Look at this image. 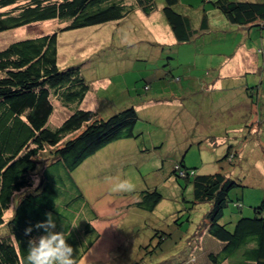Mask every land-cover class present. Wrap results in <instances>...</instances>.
<instances>
[{"label":"trees","instance_id":"1","mask_svg":"<svg viewBox=\"0 0 264 264\" xmlns=\"http://www.w3.org/2000/svg\"><path fill=\"white\" fill-rule=\"evenodd\" d=\"M179 2L0 0V32L53 20L63 26L60 28L59 25V29L52 34L18 40L0 50V264H22L28 254L29 240L46 234L43 229H36L35 225L46 222V213L49 212L56 224L54 231L65 233L67 243L74 249V257L81 261L99 233L92 225L97 220V214L82 189L85 184L80 175L89 177L90 173L101 169L103 173L97 177L100 183L107 182L106 177L120 176L118 172L121 171L117 167L119 162L108 156L107 149L116 141L137 137L135 126L140 117L133 103L107 117L82 107L92 90V81L83 74L84 70L88 72L86 68L61 67L58 58L59 33L110 22H129L140 30L139 40L145 48L152 44L158 50L159 46L164 45L155 35V26L163 27V37L174 40L172 45L174 42L177 45L193 43L198 36L212 30L209 15L203 9L200 18L192 19L188 9L184 12L178 7ZM213 5L233 26L246 29L254 27L264 32V0H215ZM10 7L11 10H6ZM138 11L142 14H138ZM198 22L199 26L195 27L194 24ZM144 30L147 31L146 38L141 36ZM169 76L174 80L179 79H175L173 72H169ZM144 89L152 90L150 84H145ZM176 90L173 88L165 93L176 96L179 94ZM165 97V100L170 98ZM55 100L71 113L61 126L52 127L50 120L55 111ZM190 100L181 97L179 108L175 112L168 111L172 120V115L181 116L182 111L184 116L191 111L196 114L198 107ZM199 100L195 99V103ZM248 101L255 107L252 101ZM206 106L215 107V104L209 101ZM195 118L200 126L203 120L197 116ZM177 122L182 127L190 126L186 121ZM208 131L218 135L223 133L221 128L211 126L205 130L203 126V133ZM199 139L183 136L177 141L181 143L180 154L186 151L181 157L180 154L170 153L173 165L164 169L162 176L163 180L175 177L176 185L173 186L178 188V194L183 199L182 210H177L175 217L172 216V229L181 232L179 229L184 221L194 223L193 215L203 205L206 206L204 214L199 217L200 222L194 225L190 237L184 239L185 247L176 242L170 227L160 226L159 221L154 223L151 230L160 244L153 253L148 248L142 259L149 256L151 261L158 260L156 264H195L189 255L195 248L189 254L184 249L202 240V246L198 249L203 248L204 252L209 253L210 264H264V193L260 204L252 207L254 215L243 216L244 213L252 215L242 202L246 198L245 192L237 195L240 197L237 200H233L230 194L249 186L221 171L200 174L195 168L197 165L186 164L188 151L196 149L202 154ZM166 141L163 140L155 148L162 150L167 145ZM213 145L217 146L218 143ZM238 156L230 151L226 154L227 158L233 160ZM248 156L245 153L244 157ZM87 166L90 173H82ZM77 172L80 182L76 177ZM181 180H185L186 184ZM171 185L164 188L172 189ZM158 188L157 185L143 191L134 188L131 192H140V199L135 202V206L143 211L155 212L164 199ZM184 190H191L190 195L185 196ZM231 203L234 209L240 211V216L224 221L225 212L231 208ZM29 227L33 231L25 235ZM204 232L206 236L202 237ZM155 238L151 239V243Z\"/></svg>","mask_w":264,"mask_h":264},{"label":"rangeland","instance_id":"2","mask_svg":"<svg viewBox=\"0 0 264 264\" xmlns=\"http://www.w3.org/2000/svg\"><path fill=\"white\" fill-rule=\"evenodd\" d=\"M213 1L215 0H180L178 7L184 12L188 9L192 19L200 18L204 9L212 25V30L198 36L196 41L189 44L177 45L174 42L172 45L171 42L174 40L170 41L168 37H163V27L155 26L153 30L157 38H160L164 45H171H161L158 50L152 44L145 48L139 40L140 30H137L138 27L134 23L130 25L129 22L125 24L110 22L59 33L58 58L61 67L81 66L98 75L93 80L89 79L93 82L92 90L84 101L82 106L84 109L97 111L100 116L107 117L131 106L132 103L137 106L144 101L148 102L155 94H159L162 99L166 96L165 92L172 91L173 88L179 93L176 94L178 101L160 102L162 106H168L161 109L163 111L161 115L155 103L137 110L140 117L135 126L137 137L132 140L116 141L112 144L114 150L106 151L113 161L117 160L124 168L123 172L121 170L118 172L121 173L119 177L130 180L136 190L143 191L155 185L159 187L158 190L164 199L155 212L143 211L135 206V202L140 199V192L115 193L111 191L110 183H100L97 177L103 173L101 169L90 173L87 166L82 173L89 172L90 176L80 175L85 184L82 189L97 214V220L95 219L92 225L99 233V237L89 247L79 264L136 262L156 264L158 260L151 261L149 256H145L144 259L142 257L148 248L153 253V250L159 247L160 243L156 242L157 239L151 230L153 224L158 221L160 226L170 227L176 236V242L182 243L181 245L185 247L184 239L193 233L194 225L200 222L199 217L204 214L206 206L203 205L200 210L195 211L194 223L184 221L179 229L181 232H176L177 229L170 226L172 216L175 217L177 210H182L183 204L178 188L173 186L176 185L175 177L163 180L162 176L164 169H169L173 165L170 153L178 155L181 152L176 145L184 136L183 127L177 121L191 122L196 116L203 120L199 134L202 154L196 149L188 151L185 157L186 164L197 165L195 168H198L196 170L200 174L221 171L244 182L249 187L236 189L230 196L237 200L240 197L236 196H240L244 191L246 198L242 202L246 211L250 210L252 213L254 211L252 207L260 204L264 193V32L254 27L246 29L231 26L230 29H226L225 22L228 21L222 12L214 7ZM140 13L138 11V14ZM160 17L162 18L161 15ZM59 25L58 21L53 20L0 32V50L18 40L52 34L59 29ZM194 25L199 26V22ZM61 27L63 26L60 25ZM166 31L169 32L168 28ZM145 33L146 30L141 36L146 38L148 36ZM154 42L156 44V41ZM169 72H173L175 79L177 77L179 79H171ZM156 73L157 79L152 81L150 75L154 76ZM107 79H112V85L107 84ZM212 83L213 87L221 86L220 93L215 92L216 96L213 90L205 94L208 85ZM145 84H150L152 90L145 91ZM218 93L219 104L215 107L206 106L208 99L205 96L210 97L212 94L214 98L210 102L217 103ZM199 95L200 100L195 103V98ZM181 97L191 98L190 101L197 104L198 109L196 114L192 111L187 112V116H184L183 111L181 116L171 114L174 116L172 120L168 111L171 106L173 112L179 108ZM204 97L206 102H203ZM248 100L252 101L255 107L250 105ZM54 104L55 111L50 120L52 127L61 126L71 113L61 102L55 100ZM153 109L157 112L150 113ZM203 126L205 130L211 126L215 129L221 128L223 133L219 135L209 131L203 133ZM165 139L167 145L162 150L155 148ZM214 143L218 145L215 146ZM113 151L115 154L111 153ZM185 151L179 156L181 157ZM228 151L239 156L235 160L229 159L226 157ZM245 153L249 156L244 157ZM245 159L251 161L246 162ZM78 172L76 177L79 180ZM181 182L186 184L185 180ZM170 185L172 189L164 188ZM190 192L191 190H184L185 196H189ZM239 212L231 203V208L225 212L224 221H228L230 217L240 216ZM244 214L245 217L254 215ZM197 219L199 220L196 221ZM205 236L204 232L202 237ZM154 238L151 243V239ZM202 243V240L195 241V245L187 246L184 251L187 250L189 254L195 248L189 254L194 260L193 263L210 264L209 253L204 252L203 248L198 249Z\"/></svg>","mask_w":264,"mask_h":264},{"label":"clouds","instance_id":"3","mask_svg":"<svg viewBox=\"0 0 264 264\" xmlns=\"http://www.w3.org/2000/svg\"><path fill=\"white\" fill-rule=\"evenodd\" d=\"M257 166L259 167V164ZM105 179L111 184L112 192L134 190V185L128 179H121L119 176ZM46 217V222L35 225L36 229H43L46 234L29 240L28 254L22 264H79L78 258L74 257L73 247L65 239V233L54 231L56 224L52 213H46ZM32 231V227L27 228L25 235H30Z\"/></svg>","mask_w":264,"mask_h":264},{"label":"crops","instance_id":"4","mask_svg":"<svg viewBox=\"0 0 264 264\" xmlns=\"http://www.w3.org/2000/svg\"><path fill=\"white\" fill-rule=\"evenodd\" d=\"M222 18V17H221ZM231 23H227V22H225V25H226V29H230L231 28V26L233 27V25H230ZM170 41H172V40H170ZM117 68H119V67H116V69ZM160 73V72H159ZM83 74H85V76L87 77V78H89L90 80H93V78H95V77H97L98 75H96V74H93V73H91V72H87L86 70H84L83 71ZM157 74L158 73H156L154 76H152V75H150V79H153L152 81H154L155 79H157ZM112 79L110 80V79H107V84L109 85V83L112 85ZM93 83V82H92ZM110 85V86H111ZM213 85V83L212 84H209L208 85V88L206 89V91H205V94L206 93H208V92H210L211 90H213V94L216 96V94L217 93H215L216 91H219V93H220V88H221V86L219 85V86H212ZM91 92V91H90ZM89 92V93H90ZM89 93H88V95L86 96V97H88L89 96ZM219 93H218V95H217V103H214L216 106L219 104ZM165 94V93H164ZM204 95V94H203ZM159 94H155V99L154 100H152V99H150L148 102L147 101H144V103L143 104H140V105H137L136 106V109L139 111V110H141L142 108H145V107H148V106H150L151 104H153V103H155V106H156V108L158 109L157 111L159 112V115H161L162 113H163V111H161V109H165V108H168V106H162L163 104H161L160 102H163V101H165V99H167L166 97H163L162 99H160L161 97L159 96ZM166 96L167 97H170L168 100H176V101H178V97L177 96H174L173 94H166ZM201 96L199 95V96H197L195 99L196 100H198L199 98H200ZM205 97H207V103L206 104H208L209 103V101L210 100H212L214 97H213V95L211 94V96L209 97V95H206ZM205 97H204V99H203V102H206V99H205ZM209 97V98H208ZM86 99V98H85ZM90 100V99H89ZM85 101V100H84ZM138 102H141V101H139L138 100ZM145 104H148V105H145ZM196 107H198L197 105H195ZM172 107V106H171ZM170 107V111H172L171 108ZM174 108V107H173ZM157 111H154V109L153 110H151L150 111V113L151 112H157ZM141 112H143V111H140V113ZM169 113V112H168ZM147 117L149 116V114H145ZM199 121L197 120V118H195L194 120H192L191 122H189V124H190V126H186V127H183L182 129V132H183V135L185 136V137H189V136H192L194 139H196L197 137H199V134H200V129H201V127L199 126ZM223 127V126H222ZM196 134H195V133ZM171 144H173V142L171 143ZM177 147H178V149H179V147L181 146V143H178L177 145H176ZM108 151H112V150H114V148H113V145H111L108 149H107ZM180 150V149H179ZM114 152V151H113ZM122 172H123V170L122 169H124V168H122L120 165L119 166H117Z\"/></svg>","mask_w":264,"mask_h":264}]
</instances>
